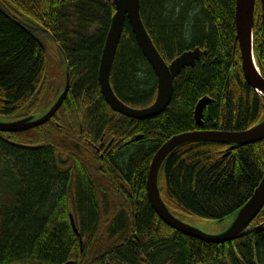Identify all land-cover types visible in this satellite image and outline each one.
I'll list each match as a JSON object with an SVG mask.
<instances>
[{
  "label": "trees",
  "instance_id": "16d2710c",
  "mask_svg": "<svg viewBox=\"0 0 264 264\" xmlns=\"http://www.w3.org/2000/svg\"><path fill=\"white\" fill-rule=\"evenodd\" d=\"M236 1H141L146 29L168 63L196 48L207 55L178 77L162 115L133 121L112 112L99 84L113 0H0V119L32 115L46 93L53 103L65 85V62L50 75L55 63L43 34L62 48L72 77L69 96L50 122L11 135L35 149H10L0 133V155L12 167L0 174V264H264V232L204 243L163 223L146 191L162 145L199 129L194 111L201 99L214 101L204 114L205 130L243 132L264 116L262 98L243 77ZM255 50L264 60V0L256 3ZM111 83L132 108L155 101L157 76L128 23ZM101 144L110 146L103 159L92 148ZM228 148L194 143L177 150L162 173L166 204L211 221L242 208L264 178V141L229 155ZM260 225L264 209L254 221Z\"/></svg>",
  "mask_w": 264,
  "mask_h": 264
},
{
  "label": "water",
  "instance_id": "95a60500",
  "mask_svg": "<svg viewBox=\"0 0 264 264\" xmlns=\"http://www.w3.org/2000/svg\"><path fill=\"white\" fill-rule=\"evenodd\" d=\"M141 1L113 0L116 13L112 19L99 67L100 90L105 102L114 113L134 121H144L162 115L172 102L178 77L182 75L184 70L195 68L202 57L207 55L202 49L196 48L183 53L168 64L156 48L144 25L141 14ZM256 2L257 0L236 1L237 36L235 44L240 49L244 79L248 86L262 97L264 102V77L256 64L254 51ZM127 22L143 56L157 76L156 99L152 105L143 109H135L122 102L115 94L111 83L115 59ZM64 57L66 62V85L49 109L42 114L35 112L20 120L0 119V133H26L45 125L58 114L69 96L72 84L70 68L65 54ZM213 102L211 98L205 97L197 103L194 117L199 130L174 136L155 154L149 168L146 191L151 207L168 227L207 244L224 245L241 240L253 232H264V225L251 227L264 209V178L252 198L242 208L229 217L213 221L217 226L226 225L218 233L206 232L201 227L188 221L190 217H185L172 210L164 201L161 189L162 173L169 158L177 150L187 145L194 143L223 144L229 146L227 151L229 155L238 147L254 145L264 141V116L254 127L243 132L204 130V114ZM24 148L35 149L32 147ZM71 223L73 231L81 239V246L83 247L84 243L73 216H71ZM66 264H74V262Z\"/></svg>",
  "mask_w": 264,
  "mask_h": 264
},
{
  "label": "rangeland",
  "instance_id": "374dc122",
  "mask_svg": "<svg viewBox=\"0 0 264 264\" xmlns=\"http://www.w3.org/2000/svg\"><path fill=\"white\" fill-rule=\"evenodd\" d=\"M45 39H43V38ZM41 38L43 39V42H45L46 46H47V51H48V55L49 58H51V60L54 61V65L50 64L48 69L50 70V75L54 76L55 75V70L58 71V68H61V71L64 68V63L63 60L61 58V56L59 57L58 55V50L56 48V46L54 45L53 41L51 40V38L49 36H47L46 34H43V36H41ZM62 85V84H60ZM52 94L51 93H46V95L44 96L43 102L40 106V108L38 109V111L36 113L42 114L44 113L46 110L49 109V107L51 106V101H52ZM8 160H6V157L3 155H0V174H2L5 170H9L11 168L8 169ZM188 221L194 223V225H197L199 227H201L204 231L209 232V233H218L220 231H222L224 229V227L226 225H219L217 226L213 221L211 220H204V219H198V218H189Z\"/></svg>",
  "mask_w": 264,
  "mask_h": 264
},
{
  "label": "flooded vegetation",
  "instance_id": "af4514ba",
  "mask_svg": "<svg viewBox=\"0 0 264 264\" xmlns=\"http://www.w3.org/2000/svg\"><path fill=\"white\" fill-rule=\"evenodd\" d=\"M257 64L259 65L260 71L264 76V60H258L257 59ZM207 131H213V130H207ZM3 139H5V142L7 143L8 147L10 149H20L21 147L25 146L23 143L20 142L21 138H19L17 136L15 137V136H11V135H6ZM87 143H89V142H87ZM109 147L110 146H103V144L98 145V146H92V148H94L96 150L97 154H101V152H102V154L100 155L101 159H103V157L105 156V155H103V153L105 151H107ZM253 226H254V223L251 225V227H253Z\"/></svg>",
  "mask_w": 264,
  "mask_h": 264
},
{
  "label": "bare ground",
  "instance_id": "6f19581e",
  "mask_svg": "<svg viewBox=\"0 0 264 264\" xmlns=\"http://www.w3.org/2000/svg\"><path fill=\"white\" fill-rule=\"evenodd\" d=\"M72 213V212H71Z\"/></svg>",
  "mask_w": 264,
  "mask_h": 264
}]
</instances>
